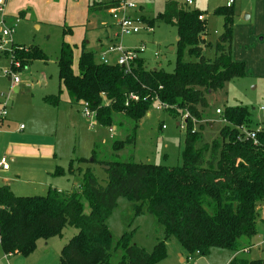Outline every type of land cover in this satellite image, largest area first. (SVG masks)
<instances>
[{
	"label": "trees",
	"instance_id": "obj_1",
	"mask_svg": "<svg viewBox=\"0 0 264 264\" xmlns=\"http://www.w3.org/2000/svg\"><path fill=\"white\" fill-rule=\"evenodd\" d=\"M117 5L115 0L92 1L87 4V12L89 16L107 13ZM233 8L234 4L213 11L222 18V32L214 45L212 61L202 54L207 27L197 10L167 0L156 20L142 15L139 21L146 27L152 28L159 21L176 28L172 73L147 70L140 57L128 71L115 64L99 63L84 41L75 72L74 48L61 43L57 77L68 104L87 105L101 127L111 128L117 115L134 125L133 134L124 141H115L112 150L118 152L134 143L138 122L157 103L176 120L187 116L182 124V164L166 167L135 163L121 161L115 155L112 160L101 161L93 150L90 162L107 167L104 185L90 168L83 174L79 191L49 189L41 196L16 197L7 185H0V247L6 256H29L37 241L60 236L65 227H72L77 233L61 248L59 263L109 264L113 246L106 220L120 198L131 202L136 214L144 206V211L162 226L164 240L175 238L188 256H205L211 249L234 254L246 249L241 240L255 235L257 207L264 202V126L256 133L254 143L244 134L254 131L249 129V111L225 107L218 115L223 125L217 137L203 143L201 136L204 127L210 129L209 96L222 90L229 80L245 75L244 64L231 57ZM23 17L24 12H20L18 18ZM184 51L195 61H183ZM0 56L10 61L12 73L34 60L45 59L35 46L11 45ZM130 95H135L137 101H130ZM59 102V95L44 98L46 105ZM81 198L88 204V214L83 213ZM117 248L121 250L118 264H153L163 259L166 251L164 242H158L152 252H146L131 244L128 234L118 239ZM228 264L261 262L234 256Z\"/></svg>",
	"mask_w": 264,
	"mask_h": 264
},
{
	"label": "rangeland",
	"instance_id": "obj_2",
	"mask_svg": "<svg viewBox=\"0 0 264 264\" xmlns=\"http://www.w3.org/2000/svg\"><path fill=\"white\" fill-rule=\"evenodd\" d=\"M53 1L48 6L42 4L23 6L19 11L25 12V19H18L19 11L11 9L10 5L6 4L4 15L0 14V45L3 52H8L11 45L25 48L35 46L45 56L44 60H34L19 69L17 75L21 85L17 92L10 91L8 81L11 74L10 61L0 56V104H5L2 110L4 117L0 122V159L5 157L8 161L10 169L8 173L11 177L7 186L13 195L41 196L45 195L49 188L62 192L79 191L87 168H90L98 182L104 185L105 171L100 165L90 162L93 150L101 161L112 160L115 155L121 161L131 160L135 163L166 167L180 166L184 140L182 120L174 119L164 109L156 110L157 103H154L138 122L134 130V143L118 152L112 150V145L115 141H124L128 135L133 134L132 122L117 115L113 117L111 128H106L99 126L93 115L89 119L84 118L82 106L63 103L56 107L44 105L45 96L59 95L61 100L65 97V93L59 89L56 66L61 43L65 42L74 48L72 69L76 72L81 43L83 41L85 44L88 43L86 48L96 53V42L99 40L103 46L100 51H103L111 46H108L110 43L109 39L105 38V32L111 38L112 33L117 30L111 27L114 21L108 13H96L89 18L86 5L92 1L105 3L107 0ZM165 1L167 0H125L135 7L131 10L130 17L140 21L143 19L142 15L147 16L146 12L150 18L156 20L164 10ZM173 1L184 3V0ZM226 2L227 0H194L190 6L191 10H197L204 16L207 31L202 54L209 61L215 58L214 45L222 32V18L214 15L213 11L225 7ZM18 3L19 0H16L14 6ZM233 9L235 16L231 57L234 61L244 64L245 75L229 80L222 90L209 96L208 117L213 127L211 129L204 127L201 134L203 143L215 139L223 125L219 117L214 115L217 108L220 110L225 107L246 108L249 111V129L259 130L264 126V40L259 41L262 38L264 22L255 20L254 16L248 21L244 20V14L252 15L251 1L235 0ZM13 24L15 25L10 39L2 40V31ZM106 26L110 28L107 29ZM139 27L138 34L118 36L119 45L124 49L143 46L144 52L140 54V58L144 60L145 69H161L172 73L178 40L176 28L159 21L154 22L151 32H147L144 25L139 24ZM67 29H70L69 33H65ZM154 53L158 56L155 57ZM98 59L96 56L95 60ZM183 61L193 62L195 58L184 51ZM38 106L45 110L40 111ZM19 125H23L24 130L20 131ZM10 144L36 147L39 151V160L23 157L15 162L10 161L4 152ZM45 155L50 156L48 160L42 159L46 158ZM51 162V176L36 168ZM61 170L64 175L61 174ZM55 171L58 173L54 177L52 174ZM81 203L83 213L88 214L89 207L84 198H81ZM133 206L126 199H118L116 208L106 220L113 246L109 264H118L121 258V250L115 247L123 234L129 235L131 244L149 253L158 242H164L165 257L153 264H228L234 256L264 264V252L257 246L264 240V202L260 203L257 209L259 219L255 225V235L250 239L241 240L242 247L246 249L236 254L225 249H211L205 256L194 253L189 257L175 238L164 240L162 226L152 215L144 211V206L137 214ZM76 233L74 228L65 227L60 236L50 238L46 243L39 240L29 256L8 255L3 257L2 263L60 264L61 248ZM2 252L0 247V255Z\"/></svg>",
	"mask_w": 264,
	"mask_h": 264
},
{
	"label": "built area",
	"instance_id": "obj_3",
	"mask_svg": "<svg viewBox=\"0 0 264 264\" xmlns=\"http://www.w3.org/2000/svg\"><path fill=\"white\" fill-rule=\"evenodd\" d=\"M117 2V6L115 8H112L108 11V14L111 16L112 20L114 21L118 32H117V37L121 36V35H134V34H138L140 31V27L139 24L143 25L138 19H133L130 17L129 15V11H131L132 9H135L134 5L131 3H126L125 0H115ZM194 0H184V4L187 7H190L193 4ZM235 0H227L226 2V7H230L234 4ZM5 4H6V0H0V14L4 15V11H5ZM199 20L202 19V16L198 17ZM15 23H17V21H15ZM14 25L5 28L4 31H2V40L5 39H10L12 33H13V29H14ZM144 28H146L147 32H151L152 28L146 27L144 25ZM115 44L117 46H115ZM113 45H111L110 47L106 48L99 56V60L100 63L102 64H115L121 67L126 68V70H129V66L130 64L136 60L137 58L140 57V54H142L144 52V47L140 46L138 48H134V49H124L122 48L119 43H115ZM2 48L0 45V53H2ZM112 56H115L114 58V62H112ZM154 56L157 57L158 54L154 53ZM10 77H12L13 83L16 84L19 82V79L17 76H15L12 71L10 74ZM128 99L130 101H137V97L135 95H130L128 96ZM127 105V103H126ZM83 111H82V115L84 118L89 119L91 115L94 116L93 113H91L88 109L87 105H83L82 106ZM156 110H160V109H164V106L161 104H157L155 107ZM260 110L262 111L263 108H260ZM220 109H216L215 110V115L218 116L220 115ZM0 116H4V111L0 112ZM187 116L183 117L182 120V124L184 122V120H186ZM213 124L212 122L209 121L208 125ZM92 126V124H91ZM209 127V126H208ZM21 129L23 128L22 126L20 127ZM260 131V129L258 130H254L252 132H247L244 131V134L247 138L253 140L254 143H256L255 140V135L256 133H258ZM9 169L8 166V161L5 157L0 159V174L2 172H6ZM0 183H1V176H0ZM259 246L261 247L262 251L264 252V240L259 244ZM189 257V256H188Z\"/></svg>",
	"mask_w": 264,
	"mask_h": 264
},
{
	"label": "crops",
	"instance_id": "obj_4",
	"mask_svg": "<svg viewBox=\"0 0 264 264\" xmlns=\"http://www.w3.org/2000/svg\"><path fill=\"white\" fill-rule=\"evenodd\" d=\"M65 2H67V1H73V0H64ZM74 1H81V0H74ZM109 0H107V2H108ZM248 1H251V5H252V15H248V14H244V20L245 21H248V20H250V18H252V16H254L255 17V20H260L261 22H264V0H248ZM16 2V0L14 1V0H6V6H8V5H10L9 7H11V9H13V10H17V12L19 11V10H21V8H23V6H25V5H31V4H33V6L34 5H37V6H40L41 4L42 5H46V6H48V5H50V4H52L54 1L53 0H19V3L17 4V5H15L14 6V3ZM89 2V1H88ZM166 2V1H165ZM87 6V5H86ZM87 8V7H86ZM164 9V8H163ZM21 11H19L17 14H19ZM130 12L131 11H129V15L131 16V14H130ZM146 12V11H145ZM108 13V12H107ZM145 14H147V17H149L150 18V16L148 15V13L146 12ZM94 15H92V16H89V18L91 17H93ZM18 17V16H17ZM26 18V14H25V12H24V17H23V19H25ZM19 19V18H18ZM107 27V29H108V27L109 26H106ZM105 27V28H106ZM111 27L113 28H117L116 27V25H115V23L113 22L112 24H111ZM110 28V27H109ZM117 32H118V29L116 30V32H113L112 33V36H111V38H109V35H108V33L107 32H105V38L106 39H109V43L110 44H108V46H110V45H113V44H115V43H117L118 41V38H117ZM263 40H264V30H263V34H262V38L261 39H259V41L260 42H263ZM86 44H88V43H86ZM96 44H97V52H96V56L99 58V56H100V54H101V48L103 47L102 45H101V41H97L96 42ZM97 53H99V55L97 54ZM114 58H115V56H112V62H114ZM98 62L100 63V60L98 59ZM11 71V70H10ZM16 74V75H15ZM14 75L15 76H17L18 77V75H17V73L16 72H14ZM19 79V78H18ZM8 81H9V83H10V86H11V90L10 91H13V92H17L18 90H19V86L21 85V80L19 79V82L18 83H16V84H14L13 83V80H12V77H10V78H8ZM27 87V86H26ZM48 96H51V95H48ZM45 97H47V96H45ZM44 97V98H45ZM44 98H43V103H44ZM8 100V99H7ZM8 102H9V100H8ZM59 103H63V104H66V105H69L68 104V99H67V96H66V94H65V97L61 100L60 99V102ZM58 103V104H59ZM58 104H56L55 106H52V107H56ZM4 105L5 104H0V112L4 109ZM44 105H46L45 103H44ZM47 106V105H46ZM48 106H51V105H48ZM70 106H74V105H70ZM38 108H39V110L40 111H42L43 112V110H45V109H43V108H41V106H38ZM3 117L4 116H0V122H2V120H3ZM23 127V125H19V130L20 131H22V130H24V127L21 129L20 127ZM91 126V125H90ZM213 127V125L211 124V126L209 125V128L211 129ZM4 152H6V154H7V156H8V159H10V161H12V162H15V161H17L18 159H20V158H26V157H28V158H30L31 160H39L38 158V153H39V151H38V149L36 148V147H34V146H30V145H27V144H17V145H13V144H10L5 150H4ZM45 157L46 158H42V159H46V160H48L47 158H49L50 156H46L45 155ZM50 165L52 166V162L50 163V164H47V165H45V164H43L42 166H40V167H36L37 168V170L39 171V170H42V172L44 173V174H46V175H48V176H51V167H50ZM9 170L10 169H8L6 172H2L1 174H0V176H1V183H0V185H8V180H10L9 178L11 177L10 176V174L8 173L9 172ZM70 172H72V170H70ZM57 171H55L54 172V174H52V176H57ZM61 174L62 175H64V173H63V171L61 170ZM67 180H68V178H66ZM53 183H55V182H53ZM57 184V183H56ZM49 189H51V188H49ZM56 190V189H55ZM43 191V190H42ZM57 191H59V192H62L61 190H59V189H57ZM65 192V191H64ZM32 194H34V193H32ZM260 205V204H259ZM258 205V206H259ZM257 209H258V207H257ZM259 211V210H258ZM264 221V220H263ZM42 241H44V240H42ZM48 240H46V241H44L45 243L47 242ZM37 243H38V241H37ZM37 245V244H36ZM257 246H259V245H257ZM260 247V246H259ZM4 255V256H3ZM2 256V257H1ZM6 255L2 252V255H0V264H3L2 263V260H3V257H5Z\"/></svg>",
	"mask_w": 264,
	"mask_h": 264
},
{
	"label": "water",
	"instance_id": "obj_5",
	"mask_svg": "<svg viewBox=\"0 0 264 264\" xmlns=\"http://www.w3.org/2000/svg\"><path fill=\"white\" fill-rule=\"evenodd\" d=\"M210 126H211V125H210ZM100 167H101V169H103V170H106V169H107V167H105V166H103V165H101Z\"/></svg>",
	"mask_w": 264,
	"mask_h": 264
}]
</instances>
